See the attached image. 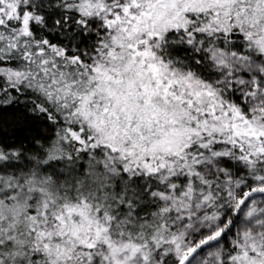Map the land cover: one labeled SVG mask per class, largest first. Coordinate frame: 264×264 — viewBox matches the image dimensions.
<instances>
[{"label": "snow or ice", "instance_id": "obj_1", "mask_svg": "<svg viewBox=\"0 0 264 264\" xmlns=\"http://www.w3.org/2000/svg\"><path fill=\"white\" fill-rule=\"evenodd\" d=\"M0 264H264V0H0Z\"/></svg>", "mask_w": 264, "mask_h": 264}]
</instances>
